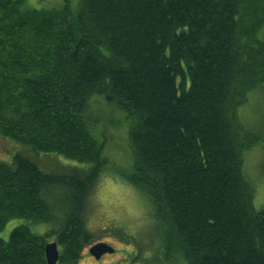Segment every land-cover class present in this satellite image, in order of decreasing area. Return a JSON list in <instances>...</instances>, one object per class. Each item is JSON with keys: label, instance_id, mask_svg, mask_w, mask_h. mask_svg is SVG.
<instances>
[{"label": "trees", "instance_id": "obj_1", "mask_svg": "<svg viewBox=\"0 0 264 264\" xmlns=\"http://www.w3.org/2000/svg\"><path fill=\"white\" fill-rule=\"evenodd\" d=\"M24 2L0 0V137L87 167L0 161V233L28 222L0 238V264H47L52 241L57 264H77L98 243L85 215L107 163L95 97L136 121L120 174L151 206V264H264V202L241 159L259 145L264 176V0ZM250 98L262 115L246 124Z\"/></svg>", "mask_w": 264, "mask_h": 264}, {"label": "rangeland", "instance_id": "obj_2", "mask_svg": "<svg viewBox=\"0 0 264 264\" xmlns=\"http://www.w3.org/2000/svg\"><path fill=\"white\" fill-rule=\"evenodd\" d=\"M78 2L79 0H68L73 9ZM65 3V0H25L23 6L26 9H52L61 8ZM94 100H99L101 105L99 106V102L96 101L99 107L93 110L95 122L89 124L90 132L98 141H105L102 156L107 163L88 200L86 224L88 230L99 238L97 242L107 243L115 251L113 254H105L96 262L88 253L91 246H85L77 264H151L156 247L151 223V206L120 174L132 169L133 154L129 134L134 129L136 121L115 106L107 104L103 98L95 97ZM257 103V99L250 98L241 108V118L246 124L257 122L262 115L261 107ZM15 153L28 156L39 169L48 173H60L65 167L71 166L87 167L53 154H35L28 147L0 137V161L11 163ZM247 153H252V161L247 166L244 162V175L254 186L253 207L258 210L264 202L263 150L258 145ZM24 223L28 222L21 219L9 221L0 233V238L7 241L12 229ZM47 228L46 225L30 227L32 232L39 235ZM116 231L118 233L120 231L123 238L127 236L131 239L128 242L120 240L116 236ZM139 248L142 249L141 256L140 259H136V251Z\"/></svg>", "mask_w": 264, "mask_h": 264}, {"label": "water", "instance_id": "obj_3", "mask_svg": "<svg viewBox=\"0 0 264 264\" xmlns=\"http://www.w3.org/2000/svg\"><path fill=\"white\" fill-rule=\"evenodd\" d=\"M114 248L107 243L98 242L88 249V253L94 260L98 261L105 254H113ZM45 259L47 264H57L59 258V250L55 242H48L44 248Z\"/></svg>", "mask_w": 264, "mask_h": 264}, {"label": "snow or ice", "instance_id": "obj_4", "mask_svg": "<svg viewBox=\"0 0 264 264\" xmlns=\"http://www.w3.org/2000/svg\"><path fill=\"white\" fill-rule=\"evenodd\" d=\"M242 160H244L245 165L247 166L252 161V153H245L241 157Z\"/></svg>", "mask_w": 264, "mask_h": 264}, {"label": "flooded vegetation", "instance_id": "obj_5", "mask_svg": "<svg viewBox=\"0 0 264 264\" xmlns=\"http://www.w3.org/2000/svg\"><path fill=\"white\" fill-rule=\"evenodd\" d=\"M103 256H105V255H103ZM103 256H102V257H103ZM102 257H101V258H102ZM101 258H100V259H101ZM100 259H99V260H100ZM99 260H98V261H99ZM98 261H96V262H98Z\"/></svg>", "mask_w": 264, "mask_h": 264}]
</instances>
